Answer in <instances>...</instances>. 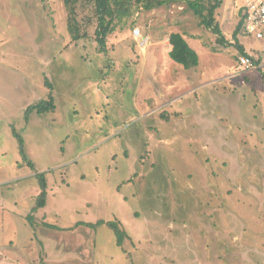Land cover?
I'll return each instance as SVG.
<instances>
[{"label":"rangeland","instance_id":"374dc122","mask_svg":"<svg viewBox=\"0 0 264 264\" xmlns=\"http://www.w3.org/2000/svg\"><path fill=\"white\" fill-rule=\"evenodd\" d=\"M222 1L224 44L172 5L137 10L100 53L71 41L62 0H0V264H264V66L242 71L244 0ZM172 33L197 68L170 58ZM51 94L54 112L27 115ZM100 220L123 247L82 225Z\"/></svg>","mask_w":264,"mask_h":264},{"label":"trees","instance_id":"16d2710c","mask_svg":"<svg viewBox=\"0 0 264 264\" xmlns=\"http://www.w3.org/2000/svg\"><path fill=\"white\" fill-rule=\"evenodd\" d=\"M67 14V31L71 36V41L75 44L83 41L85 43H94L100 53H106L109 50L108 38L112 35L118 26L125 20L131 18L137 10L153 11L162 7H170L172 5H180L186 7L198 22V26L202 29L213 32L219 38L217 41L225 42L222 34L220 23L217 20V12L222 7V0H62ZM242 17L233 32V40H238L240 34H245V9L241 13ZM170 58L186 70L195 69L199 66V55L195 49L191 47L188 40L181 33H172L169 37ZM224 44V43H223ZM108 49V50H107ZM240 54L249 56L242 47ZM256 64L262 63V58L252 55ZM46 85L51 90L52 84L49 80ZM56 105L53 95L51 94L47 100L37 102L27 109L29 113L37 112L44 114L54 112ZM15 137L19 143L20 155L26 163H29L28 156L25 154V142L23 137L15 130ZM30 166V163L28 164ZM38 174L41 179L40 193L37 196V206L32 213L26 217L27 222L33 227L37 226V212L44 208L48 198V183L44 176ZM36 214V215H35ZM35 216V217H34ZM89 228L97 229L100 226L107 225L115 234L117 244L123 247L125 241L129 239L128 233L122 228L120 221H103L100 220L96 224L82 223ZM68 229H71L68 228ZM45 252L41 250V254ZM46 261V260H45ZM44 261L43 264L46 262ZM47 264V263H46Z\"/></svg>","mask_w":264,"mask_h":264},{"label":"built area","instance_id":"2783aa9c","mask_svg":"<svg viewBox=\"0 0 264 264\" xmlns=\"http://www.w3.org/2000/svg\"><path fill=\"white\" fill-rule=\"evenodd\" d=\"M245 33L254 36L258 40H264V0H246L245 5ZM137 39H144L141 30L134 31ZM146 41H141L142 47H146ZM264 64V59H263ZM239 65L243 72H250L256 69V63L250 56H240Z\"/></svg>","mask_w":264,"mask_h":264},{"label":"crops","instance_id":"0c3cea01","mask_svg":"<svg viewBox=\"0 0 264 264\" xmlns=\"http://www.w3.org/2000/svg\"><path fill=\"white\" fill-rule=\"evenodd\" d=\"M245 2H246V0H244V2H243V4H241L242 6H244L245 5ZM241 6V7H242ZM222 34L224 35V37H225V35H226V33L225 32H223L222 31ZM244 34V33H243ZM243 34L242 35H240L239 36V38H238V40H233V42H231V43H235V45H237L236 46V48H237V50H238V54L240 55V56H244V55H241L240 54V48L242 47L247 53H249V56L250 57H252V55H255V56H257V57H260V58H262V60L264 59V51H259V49H256V48H254L253 46H252V42H251V39H252V37L251 36H248V35H244L243 36ZM254 38V37H253ZM256 39V38H255ZM261 41H264V40H261ZM229 44V43H228ZM169 45H170V43H169ZM227 45V44H226ZM199 64H200V58H199ZM223 65H220L219 63H216V64H211L210 66L208 65V70H211V71H215L217 68H219V67H222ZM262 66H264V64H263V61H262V65L260 66V67H262ZM36 186V185H35ZM38 187V186H37ZM36 187V188H37ZM39 191H40V188L38 187L37 188V192L39 193ZM37 193V194H38ZM30 196H32V195H30ZM36 196L37 195H35L34 196V198H36ZM45 208V207H44ZM44 208H42V209H44ZM32 210H33V208H32ZM31 210V211H32ZM41 210V209H40ZM41 212V211H40ZM62 258H60V259H57V261L59 262V261H64V255L63 256H61ZM47 263V262H46Z\"/></svg>","mask_w":264,"mask_h":264}]
</instances>
